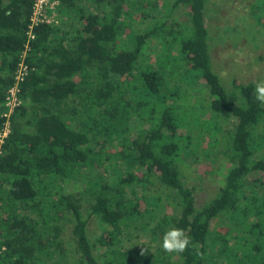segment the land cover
<instances>
[{
  "label": "trees",
  "instance_id": "16d2710c",
  "mask_svg": "<svg viewBox=\"0 0 264 264\" xmlns=\"http://www.w3.org/2000/svg\"><path fill=\"white\" fill-rule=\"evenodd\" d=\"M166 1V18L138 29L136 12L149 0H59L56 19L37 25L27 47L36 0H0V139L10 124L0 153V264H264V106L252 97L255 83L235 81L238 103L213 70L206 0ZM181 6L187 24L169 19ZM22 61L29 69L19 80ZM187 70L201 73L206 107L185 104L191 86L177 83ZM205 111L211 118L202 120ZM213 113L236 119L223 143V127L208 126ZM185 115L209 147L187 134ZM220 143L229 167L217 196L199 207L184 160L218 157ZM92 218L105 226L95 242ZM153 221L154 238L180 228L188 249L123 247L126 229Z\"/></svg>",
  "mask_w": 264,
  "mask_h": 264
},
{
  "label": "rangeland",
  "instance_id": "374dc122",
  "mask_svg": "<svg viewBox=\"0 0 264 264\" xmlns=\"http://www.w3.org/2000/svg\"><path fill=\"white\" fill-rule=\"evenodd\" d=\"M95 2L96 0H91ZM150 4L147 11L141 13L136 12V28L145 29L154 24L156 17L166 18L165 12L168 13L170 9H166L167 6L172 4L166 0H149ZM184 6L173 9L172 17H169L170 21L174 19L181 24L188 23V16L185 12ZM205 15L209 28L210 39V59L213 70L220 76L221 82L224 85L230 98L235 99L238 103H241V92L235 87V81L237 83H255L259 80H264V0H206ZM136 34L135 32L133 35ZM179 48V46H177ZM173 45L169 48L164 46L159 47V50H146V54L155 57L159 53H171ZM151 61V59L149 60ZM159 69V64L156 65ZM183 81L178 82L181 84V91L191 86V93L185 101L186 105L196 106L200 103L206 107L209 99L208 91L203 85H201V73L195 70H187L181 72ZM180 77V78H181ZM188 85H187V84ZM176 83H172L173 90H178L179 86ZM198 90L197 92H195ZM240 94V95H238ZM235 95L240 99H236ZM243 97V96H242ZM202 108V111H204ZM200 113H201V109ZM214 114V113H213ZM187 118V134L191 133L194 140H198L201 137H205V131H201L197 122L191 119V116L185 115ZM216 116L212 122H208V126L212 130L216 124L223 127L222 131L217 133V137L221 143H223L222 136L225 135V131L228 128H232L236 124V119L226 118L228 114L222 115L215 113ZM211 118V115L205 111L202 115V120ZM197 119V114L195 115ZM227 119H229L227 121ZM264 128V120L259 124ZM209 137L206 136L202 142V147H209ZM220 143L217 153L224 149V146ZM200 151V149H199ZM198 151V153H199ZM218 157L209 156L199 160L201 156L193 155L189 152L184 160L182 172L183 180L185 184L194 189L198 206H203L214 196H217L221 185L225 179V173L229 167V162L224 155L218 153ZM202 155V154H201ZM80 188V186H79ZM144 188V187H143ZM142 188V189H143ZM82 190V186L80 188ZM141 188L140 191L145 192ZM156 189L147 185V192L152 194ZM170 202V200H168ZM87 203V202H86ZM87 205V204H86ZM150 205V200H149ZM152 206V205H150ZM218 226L224 228L225 226L220 224L218 220ZM156 222L153 221L149 228H138L137 225L125 230L122 238L123 247L133 246L132 248L138 249L142 246H146L151 249V252H155L157 247L162 244L161 235L158 234L156 238L152 236L150 230ZM222 223V222H221ZM71 225V224H70ZM70 225L64 233V237L74 255V250L69 244L72 239V230ZM104 225L96 218H92L89 223L90 239L95 242L102 231ZM235 234V233H234ZM158 238V239H157ZM157 240V241H156ZM162 247V246H161ZM70 251V250H69ZM95 252H97L95 250Z\"/></svg>",
  "mask_w": 264,
  "mask_h": 264
},
{
  "label": "built area",
  "instance_id": "2783aa9c",
  "mask_svg": "<svg viewBox=\"0 0 264 264\" xmlns=\"http://www.w3.org/2000/svg\"><path fill=\"white\" fill-rule=\"evenodd\" d=\"M59 5V0H36L33 8V13L30 18L29 26H28V43L32 39L35 38L34 29L40 23H50L57 17V7ZM28 65L25 62H21L20 68L18 70L17 79L21 80V78L28 73ZM17 86L11 89L10 96L8 97V105H9V112L6 116L10 117L11 113L13 112L14 107L16 106L17 97H16ZM10 132V124L7 122L4 132L1 134L2 138L0 139V153H1V145L3 143V139L8 136Z\"/></svg>",
  "mask_w": 264,
  "mask_h": 264
},
{
  "label": "clouds",
  "instance_id": "9594fccd",
  "mask_svg": "<svg viewBox=\"0 0 264 264\" xmlns=\"http://www.w3.org/2000/svg\"><path fill=\"white\" fill-rule=\"evenodd\" d=\"M252 97L259 105L264 106V80L255 82ZM190 244L191 238L183 229L172 227L164 233L161 246L166 253H182L188 249ZM144 254L142 250L141 255Z\"/></svg>",
  "mask_w": 264,
  "mask_h": 264
}]
</instances>
